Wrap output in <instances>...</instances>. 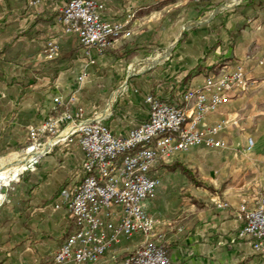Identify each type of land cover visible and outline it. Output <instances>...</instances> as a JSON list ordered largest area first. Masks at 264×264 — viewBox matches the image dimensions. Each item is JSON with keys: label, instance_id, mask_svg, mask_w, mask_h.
Masks as SVG:
<instances>
[{"label": "crops", "instance_id": "0c3cea01", "mask_svg": "<svg viewBox=\"0 0 264 264\" xmlns=\"http://www.w3.org/2000/svg\"><path fill=\"white\" fill-rule=\"evenodd\" d=\"M68 1L0 0V155L26 144L29 127L55 113V98L62 100L60 111L83 108L85 118H99L113 134L127 136L149 119L148 95L187 109L191 102L184 101L186 90L238 64L249 76L248 51L264 47V0H240L196 23L170 53L188 22L209 17L213 7L231 0H99L103 17L129 19L130 31L103 51L86 49L77 34L63 31L60 18ZM47 40L59 43L54 61L43 51ZM135 45L138 57L156 53L157 60L143 59L148 60L145 65L134 63L132 69L120 54ZM238 97L239 90L234 91L206 121L236 116L231 106ZM85 158L77 136L62 139L27 172L19 193H6L0 202V264H43L74 232L68 203L83 180ZM159 167L152 174L160 175ZM169 188L163 182L146 208L157 217V239L168 247L174 264H264V253L238 235L241 195L236 186L184 197L171 209ZM187 199L189 206L184 207ZM221 200L230 207L217 206ZM143 242L141 234L123 238L97 262L85 264H126Z\"/></svg>", "mask_w": 264, "mask_h": 264}, {"label": "built area", "instance_id": "2783aa9c", "mask_svg": "<svg viewBox=\"0 0 264 264\" xmlns=\"http://www.w3.org/2000/svg\"><path fill=\"white\" fill-rule=\"evenodd\" d=\"M103 8L99 0H69L60 18L63 31L77 34L86 49L99 51L130 35L129 19H105ZM43 51L48 59H54L60 54L59 43L47 40ZM251 82L246 68L238 64L218 75H208L201 86L186 90L184 101L191 102L187 109L150 94L146 98L149 119L127 136L113 134L99 118H85L83 108L60 111L62 100L55 98V113L29 127L27 142L19 150L22 156L43 150L25 170H33L52 145L72 136L78 137L86 158L83 180L68 203L76 229L43 264L94 263L114 243L136 234L143 235L144 242L126 264H174L165 246L155 241L158 220L146 208V202L162 185L160 175L152 171L161 162L193 148L224 147L220 133L229 119L210 124L206 117L227 103L234 91L247 90ZM0 196V202L5 200V193ZM216 204L228 206L224 201ZM236 211L242 221L239 235L251 238L254 249L264 252V204L250 207L244 201Z\"/></svg>", "mask_w": 264, "mask_h": 264}, {"label": "rangeland", "instance_id": "374dc122", "mask_svg": "<svg viewBox=\"0 0 264 264\" xmlns=\"http://www.w3.org/2000/svg\"><path fill=\"white\" fill-rule=\"evenodd\" d=\"M236 2L238 0L222 4H224L223 7H227ZM217 6L211 10L213 11ZM207 17L197 18L188 24L197 23ZM248 53L250 56L247 58L251 61L246 65L249 78L254 82L247 90L239 91V99H236L234 104L232 103L231 109L237 115L230 117L222 131L221 139L225 142V146L221 148L198 147L191 152L179 154L167 162L160 163L179 165L175 170L159 167L162 183L166 182V187H170L168 193H173V200L170 196L167 198L168 208L174 207L175 203L182 201L184 197L197 198L202 196L200 193H217L227 185L236 186V191L240 193L241 199L238 206L244 201L251 207L264 204V47L251 48ZM154 56L156 53L147 57L137 55L128 60V65H131V68L134 63H137L136 66L145 65L148 58L152 60L156 58ZM143 59L148 60L143 62ZM258 63L261 66L256 68ZM19 150L21 148L0 155V159L10 155H16L18 159H21L24 155L22 156ZM36 153L41 154L42 151ZM181 165L190 170V175L181 171ZM28 171L23 170L16 178L2 180L0 193H5V197L6 193H19ZM253 193H256V196H253ZM221 201L228 203L226 208L230 207L229 201ZM188 202L189 199L185 202L186 204L184 203V207L189 206ZM154 217L157 219L156 216ZM155 241L159 242L157 238Z\"/></svg>", "mask_w": 264, "mask_h": 264}, {"label": "bare ground", "instance_id": "6f19581e", "mask_svg": "<svg viewBox=\"0 0 264 264\" xmlns=\"http://www.w3.org/2000/svg\"><path fill=\"white\" fill-rule=\"evenodd\" d=\"M161 57L162 56H159L158 58H161ZM154 60L156 61L157 58ZM39 154L40 153L29 152L25 154L21 159H18L16 155H13V156L10 155L8 157L1 158L0 159V182L2 180H6L7 178H16L23 170L27 168L29 163L35 159V156H38Z\"/></svg>", "mask_w": 264, "mask_h": 264}, {"label": "trees", "instance_id": "16d2710c", "mask_svg": "<svg viewBox=\"0 0 264 264\" xmlns=\"http://www.w3.org/2000/svg\"><path fill=\"white\" fill-rule=\"evenodd\" d=\"M239 6H241V4L239 5ZM238 6V7H239ZM238 7L236 8V10L238 9ZM256 9V7H253L252 8V10H255ZM177 10H180V8H177ZM203 14V13H202ZM185 35H186V33H184V35H183V37H185ZM182 40H183V38H182ZM107 48H105L104 50H106ZM139 47L138 46H136L135 45V47H132V48H127V47H125L124 48V50H123V52L120 54V57H122V58H125L126 60H130V59H132V58H134L135 56H137V55H139ZM59 57V55L56 57V58H54V59H51L52 61H54V60H56L57 58ZM22 147V146H21ZM160 166H162V167H166L168 170H175L179 165L178 164H165V163H162V164H160ZM180 169H181V171L182 172H184V173H187L188 175H190V170L189 169H187V168H185L184 166H180ZM157 192H158V189H157ZM156 196V195H155ZM154 196V197H155ZM153 197V198H154ZM75 222V221H74ZM164 245V244H163ZM165 246V248H166V250H167V252L169 253V249H168V247L166 246V245H164ZM131 255V254H130Z\"/></svg>", "mask_w": 264, "mask_h": 264}, {"label": "water", "instance_id": "95a60500", "mask_svg": "<svg viewBox=\"0 0 264 264\" xmlns=\"http://www.w3.org/2000/svg\"><path fill=\"white\" fill-rule=\"evenodd\" d=\"M240 0H238V2H239ZM238 2H236V3H234L232 6H235ZM223 5L224 4H220V5H218L213 11H212V13H211V15L209 16V17H207L206 19H204V20H201V21H199L200 23L201 22H204L205 20L206 21H209V20H211L212 18H214L218 13H220L222 10H224L225 8H228V6L226 7H223ZM198 23V22H197ZM194 25H196V23H189V24H187V25H185L184 26V29L182 30V34L179 36V38L173 43V45L170 47V49H169V53L172 51V49L175 47V45L178 43V41L180 40V38L182 37V35H183V33L188 29V28H190V27H192V26H194Z\"/></svg>", "mask_w": 264, "mask_h": 264}]
</instances>
